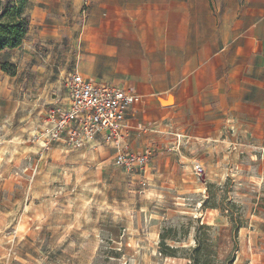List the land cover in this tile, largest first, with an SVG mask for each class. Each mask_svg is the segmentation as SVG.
<instances>
[{"label":"rangeland","instance_id":"1","mask_svg":"<svg viewBox=\"0 0 264 264\" xmlns=\"http://www.w3.org/2000/svg\"><path fill=\"white\" fill-rule=\"evenodd\" d=\"M46 23L0 53V264H187L160 253L161 235L181 248L199 239V264H264V172L246 157L227 152L221 173L204 164L185 189L145 176L156 150L146 172L126 173L113 148L80 157L44 138L78 53L65 24Z\"/></svg>","mask_w":264,"mask_h":264},{"label":"crops","instance_id":"2","mask_svg":"<svg viewBox=\"0 0 264 264\" xmlns=\"http://www.w3.org/2000/svg\"><path fill=\"white\" fill-rule=\"evenodd\" d=\"M28 12L27 36L33 25L65 24L78 51L74 72L139 98L121 136L97 135L80 157L156 150L145 176L190 189L195 161L221 173L227 152L237 154L231 144L264 147V0H29ZM177 135L182 145L171 149ZM246 151L264 172V160Z\"/></svg>","mask_w":264,"mask_h":264},{"label":"built area","instance_id":"3","mask_svg":"<svg viewBox=\"0 0 264 264\" xmlns=\"http://www.w3.org/2000/svg\"><path fill=\"white\" fill-rule=\"evenodd\" d=\"M64 90L65 100L51 106L41 132L47 141H58L68 149L91 145L103 132L107 142L115 141L121 136L129 109L139 100L131 90L84 77L78 72L68 74ZM177 138L172 149H179L182 145L181 135ZM249 146L255 160H264V147L253 143L237 142L231 144L230 149L239 156H245ZM152 156V149L120 151L114 158V164L126 173H142L147 171ZM192 168L198 177L206 173L201 162L195 161Z\"/></svg>","mask_w":264,"mask_h":264},{"label":"trees","instance_id":"4","mask_svg":"<svg viewBox=\"0 0 264 264\" xmlns=\"http://www.w3.org/2000/svg\"><path fill=\"white\" fill-rule=\"evenodd\" d=\"M28 3L29 0H0V53L17 48L25 41L30 28ZM2 69L10 75H15L17 71L16 67L9 62L2 63ZM165 239L166 235H161L160 253L164 257H185L189 260L187 264H199L197 259L199 239L196 242L197 246L193 248L171 246ZM180 251L188 252V254H179ZM233 261L234 259L229 258L226 264H233Z\"/></svg>","mask_w":264,"mask_h":264}]
</instances>
